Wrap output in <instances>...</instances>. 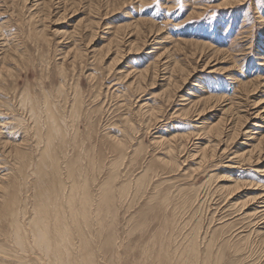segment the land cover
<instances>
[{
  "label": "rangeland",
  "instance_id": "1",
  "mask_svg": "<svg viewBox=\"0 0 264 264\" xmlns=\"http://www.w3.org/2000/svg\"><path fill=\"white\" fill-rule=\"evenodd\" d=\"M0 264H264V0H0Z\"/></svg>",
  "mask_w": 264,
  "mask_h": 264
}]
</instances>
